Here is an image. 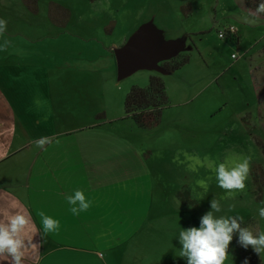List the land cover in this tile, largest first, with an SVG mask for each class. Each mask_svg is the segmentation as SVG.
Here are the masks:
<instances>
[{
	"label": "rangeland",
	"instance_id": "obj_1",
	"mask_svg": "<svg viewBox=\"0 0 264 264\" xmlns=\"http://www.w3.org/2000/svg\"><path fill=\"white\" fill-rule=\"evenodd\" d=\"M38 4L33 15L21 0H0V19L7 21L0 35V62L11 60L12 67H22L20 72L27 69L15 77L27 88L29 108L38 98L46 116L56 120L43 123L55 126L45 131L47 146L54 148L57 140L73 153V167L65 166L62 181L73 186L65 189L67 195L80 190L91 197L90 207L78 215L58 208L59 216L64 213L58 220L61 243L83 249L81 255L105 250L100 264H176L186 259L179 256L180 231L199 227L213 199L220 203L217 218L242 216L241 228L257 236L264 232L259 214L264 208V21L242 0H61L69 18L58 27L50 20L48 0ZM143 27L174 42L179 56L188 55L189 61L171 74L149 67L118 79L112 47L124 45ZM228 28L240 36L239 44L229 33L218 37ZM151 76L162 79L168 106L158 125L138 129L125 119L123 103L131 88H146ZM54 86H70L73 94L63 102L90 98L94 116L58 122L62 109L53 102ZM85 86L95 87L89 97ZM184 152L201 161L208 156L216 164L229 159L230 166L239 162L237 157L250 156L246 189L229 196L217 186L213 170ZM47 158V164H58ZM190 165L197 171H190ZM53 179L49 174L47 187ZM201 179L208 182L206 193L197 184ZM47 187L45 193L51 190ZM248 249L234 233L225 264H243ZM254 259L264 264V255L254 253Z\"/></svg>",
	"mask_w": 264,
	"mask_h": 264
},
{
	"label": "crops",
	"instance_id": "obj_2",
	"mask_svg": "<svg viewBox=\"0 0 264 264\" xmlns=\"http://www.w3.org/2000/svg\"><path fill=\"white\" fill-rule=\"evenodd\" d=\"M147 36L152 47L161 48L168 44L175 50L176 54H180L176 48L179 46L175 47L174 42L168 41L165 37L150 33L149 30H147ZM231 40L235 44H239L240 36L237 38L231 36ZM119 46L121 45L114 44L112 49L114 50ZM231 58L236 59V57H232V54ZM2 64L3 67H1ZM12 65L14 63L11 60L0 62V222L9 219L17 210L29 218L28 230L21 233V238L25 240V243L33 238L37 247L31 249L28 246L22 249L25 253L23 264H100V261H104L106 258L105 250L102 254L97 249H91V253L89 251L85 255H81L78 250L83 249L70 248L61 243L63 231L60 227L62 224L55 233L48 235L43 233L39 212L42 211L49 214L47 216L59 220V218L64 219L65 210L70 211L72 207L67 202L66 197L73 196V194L67 195L65 189L73 186L70 183L62 184V181L65 166L69 163L70 168H72L74 158L69 149L58 146L57 140L54 148H49L48 143H45L43 147H37L36 142L45 137V131L48 130L49 134L50 130L54 131L55 128V126L53 128L45 126L43 123H48V120L56 123V120L54 117L46 116V110L42 106L44 102H40L38 98L33 104V109L29 108L25 91L27 88L23 89L25 85L17 84V77H15V75L17 76L15 72H20L22 67L20 66L18 69ZM5 66H9L8 70L10 71L6 77ZM23 70L20 73H28L25 67ZM41 71L43 70L41 69ZM35 75L41 78L39 72L36 71ZM68 87L70 86H54L51 90V96L54 95L56 98L53 102H58L62 109L58 122L61 119L76 122L88 120L94 116L91 115V112L94 111V103L90 98L63 102L69 92L73 94ZM85 88L88 97L91 91L95 89L94 86H85ZM95 126L97 127V125ZM96 127L88 130L91 131ZM83 128L85 129L82 127L81 130ZM81 130L79 131L82 132ZM68 134L71 135V133L66 135L68 136ZM52 137L54 135H50V138ZM47 157L56 158L58 164H47ZM49 174L54 178V181L47 187ZM45 187L51 190L48 191L46 188L48 193H45ZM90 198L88 197L86 200L88 201ZM76 207L79 205L77 204ZM58 208L63 209V216H59ZM78 254L82 256V260H79ZM5 259V256H0V264H3ZM65 259L67 260L66 263H64ZM137 263L144 264L143 260H138ZM137 263L132 262V264ZM146 264L156 263L153 260ZM176 264H187V259L176 261Z\"/></svg>",
	"mask_w": 264,
	"mask_h": 264
},
{
	"label": "clouds",
	"instance_id": "obj_3",
	"mask_svg": "<svg viewBox=\"0 0 264 264\" xmlns=\"http://www.w3.org/2000/svg\"><path fill=\"white\" fill-rule=\"evenodd\" d=\"M257 13H264V3L259 4L256 9ZM7 30V21L0 19V35H3ZM48 143L47 137H42L36 142L37 147H43ZM59 143V141H57ZM184 155L188 159H194L196 164L206 166L215 172V179L217 186L225 190L231 196L233 191L243 192L246 187V181L249 180L251 174V157L241 155L236 159L239 162L230 166L229 159L225 162L216 164L208 156L201 161L199 156H189L187 152ZM179 152L175 160H178ZM192 172L197 171L194 165L189 166ZM210 179V178H209ZM197 184L203 188L204 192L208 191V182L204 179L198 180ZM69 205H72L70 211L74 215L79 212L86 211L91 202L87 201L83 191L77 190L73 196L66 197ZM79 207H76V205ZM211 209L205 214L200 221L199 227H191L181 230L179 233V240L182 248L179 251V256L187 259V264H225L229 260L230 254L228 252L229 245L233 239V234L239 233V243L244 249L252 248L253 252L259 256L264 255V232L258 236L254 235L248 228H241L239 220L243 217H219L214 213L221 210L218 200L211 201ZM259 214L264 218V208H261ZM43 233L48 235L59 230L60 223L51 216L45 215L44 212H39ZM29 218L21 211H14L6 221L0 222V256H5L6 259L3 264H23L25 257L22 249L30 246L35 249L37 244L33 242V238L25 240L21 238V233L28 230ZM10 258V259H7ZM243 264H248L247 259Z\"/></svg>",
	"mask_w": 264,
	"mask_h": 264
},
{
	"label": "trees",
	"instance_id": "obj_4",
	"mask_svg": "<svg viewBox=\"0 0 264 264\" xmlns=\"http://www.w3.org/2000/svg\"><path fill=\"white\" fill-rule=\"evenodd\" d=\"M21 1L29 13L33 15L38 14V0ZM59 1L61 0H48L49 17L53 25L65 27L67 25V19L69 18V11L61 8ZM89 1L93 2L95 0ZM242 3L246 9L253 12L264 21V13H257L256 11L259 4L264 3V0H242ZM188 61V55L180 57L179 54H177L169 61L164 62L162 69L165 73L171 74ZM167 106L168 98L162 79L159 76H151L146 88L133 87L127 93L123 103L124 117L125 119L127 118L133 121L138 129L152 128L160 123L162 112ZM261 174L264 176L263 170ZM253 175L256 183H258V174L255 170L253 171ZM262 184L264 187V182ZM261 185L260 191L263 189ZM190 203H195V201H190ZM244 251L246 250L244 249ZM246 259L248 264H256L252 249L247 250Z\"/></svg>",
	"mask_w": 264,
	"mask_h": 264
},
{
	"label": "water",
	"instance_id": "obj_5",
	"mask_svg": "<svg viewBox=\"0 0 264 264\" xmlns=\"http://www.w3.org/2000/svg\"><path fill=\"white\" fill-rule=\"evenodd\" d=\"M176 55L175 50L168 44L161 48L152 47L147 36V29L140 28L127 43L114 49L117 78L125 79L149 67L164 72L160 63L169 61Z\"/></svg>",
	"mask_w": 264,
	"mask_h": 264
},
{
	"label": "built area",
	"instance_id": "obj_6",
	"mask_svg": "<svg viewBox=\"0 0 264 264\" xmlns=\"http://www.w3.org/2000/svg\"><path fill=\"white\" fill-rule=\"evenodd\" d=\"M226 33H229L230 36H234V33L235 32H234V29L233 28H228L227 31L224 34L223 33H219L218 34V37L219 38H224V37L227 36ZM232 57L234 58V55H232Z\"/></svg>",
	"mask_w": 264,
	"mask_h": 264
}]
</instances>
